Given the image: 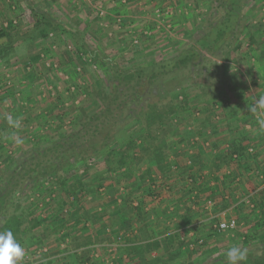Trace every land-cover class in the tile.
I'll return each instance as SVG.
<instances>
[{
    "label": "rangeland",
    "instance_id": "rangeland-1",
    "mask_svg": "<svg viewBox=\"0 0 264 264\" xmlns=\"http://www.w3.org/2000/svg\"><path fill=\"white\" fill-rule=\"evenodd\" d=\"M211 4V0H0V28L8 30L17 37L13 51L6 58H0V172L7 155H13L15 159L23 151L44 145L60 133L71 132L80 125L84 115L81 109L85 107L86 112L95 109L96 103L91 93L95 88L106 86V78L111 71L107 58L121 68H129L146 64L152 59L176 54L203 36L208 30L209 23H213L223 15L222 8L212 9ZM34 8L46 12L58 23V27L50 31L47 37L33 39L30 36L36 21L41 18V14L35 12ZM243 15L249 26L242 35V47L231 53L226 62H220L219 64L224 65L218 68L225 89H229L228 93L224 94L222 90L213 96V91L189 88L190 82L193 81L190 78L193 75H196L193 77L194 80L204 78L198 74L200 73L198 67L192 71L190 67H186L171 79V81L183 79V85L173 87L168 97L177 98L178 101L186 98L185 107L189 111H181L179 115L173 116L172 120H167V126L170 124L176 126L178 132L177 135L172 134V127H167V140L170 145H174L168 150L170 155H175L176 150L182 148L180 147L182 143L192 136L189 134L191 128L196 130L199 136H207L215 131L218 128L217 121H223L222 118L227 113L224 109L226 102L229 105L244 103L247 107L252 102L253 104L260 102L261 107L263 106L261 96H264V56L262 55L264 0H248L243 7ZM68 29L69 31L72 29L73 32H68ZM251 36L255 37L253 45H250ZM6 42L7 38L0 39V44ZM82 43L87 44L90 51L97 50L103 54L102 60H93L91 54L81 55ZM36 53H40L42 59L31 62L30 56ZM78 56L82 57V63ZM203 63L207 65L211 62L207 58ZM212 68L217 69V66L214 65ZM248 81L250 83H247ZM244 86L247 87L242 89ZM87 88L90 94H87ZM247 89L248 93H244ZM77 90L80 91L79 94H75ZM215 102L217 108L209 126L201 125V119L207 110L212 109L211 106ZM239 111V109L235 110L238 114ZM30 115L33 121L27 122L25 119ZM10 117L14 121L19 120L18 128L9 123ZM197 118H201L200 122ZM262 118L264 119V113ZM124 120L126 126L118 132V141L113 148L136 138L143 130V123L128 115ZM212 120L216 122L212 124ZM158 135L160 138L154 140L156 145L160 144L161 136L165 134ZM205 146L208 147L207 144ZM130 154L134 155L131 157L133 163L136 162L138 173L144 172L154 159L152 153L146 155L140 150L136 153L130 150ZM12 168L15 166L12 165ZM74 168L77 174L94 173V169H86L82 163H77ZM155 179L156 183L147 182L141 190L134 193L130 186L127 189L120 188L121 195H131L135 198L134 201L139 198L144 204L145 209L141 202L139 207L143 215L148 217L149 229L140 230L143 221H138L137 212L132 217L131 227L134 231L137 230L133 233L141 238H145V233L163 230L168 222L173 230L181 225V221H176L171 214L160 213L166 200L159 202L162 198V188L159 186H163L164 183L172 185L174 181L167 182L164 177ZM110 184L112 185L105 186L106 189H101L97 195L81 194L74 196L75 200L59 188L49 191L51 182L48 181L40 186L27 187L21 194L23 204L26 206L38 204L37 207L34 206V213L46 221L24 237L22 245L26 255L22 264L136 263V259L127 254H124V262H120L115 249L117 241L114 238L117 234L122 236L120 241L124 243L132 239L133 235L119 227L120 219L117 215H113V209H110V200L115 199L116 195L118 198L122 197L114 190L116 189L114 183ZM37 187L40 189L38 190ZM62 200L69 203L70 207L59 209L57 206ZM72 201L74 204L71 203ZM44 202H50L51 207L48 212L41 210L45 206ZM56 207L58 211L55 213L67 219L75 208L79 210V214L87 210L106 213L100 216L98 223L89 221L88 229L84 230L82 222L75 224L71 219L65 226L58 225L60 223L57 220H52V217L48 216ZM100 208H104L103 211H100ZM253 215L254 212L249 207H241L237 216L242 222L244 221L243 229L247 232L255 233L258 229V233L262 232L264 236V229L255 227ZM161 216L167 220H162ZM73 224L76 226L72 232L70 227ZM173 225L175 228H172ZM191 228L186 229L191 230ZM68 232L69 235L62 240L61 235ZM201 233H204L203 229H197L198 237L208 239L206 236L209 233L203 235ZM101 236L107 237V240L96 242ZM90 240L96 243L84 245ZM225 240L226 238L220 240L209 238L207 244L204 243L205 246L196 249L198 252L194 251L192 256H183L179 262L204 260L212 255L213 248L223 251L228 245V241ZM239 246L241 249L260 251L262 242L259 235H252L248 242H241ZM185 251L187 250L184 249Z\"/></svg>",
    "mask_w": 264,
    "mask_h": 264
},
{
    "label": "trees",
    "instance_id": "trees-1",
    "mask_svg": "<svg viewBox=\"0 0 264 264\" xmlns=\"http://www.w3.org/2000/svg\"><path fill=\"white\" fill-rule=\"evenodd\" d=\"M247 1L211 0L212 9L222 8L224 10L223 15L213 23H209L208 30L203 36L170 57L152 59L146 64L129 68H121L117 63L107 58L111 71L108 73L109 75L107 74L106 86L95 88L92 93L87 88V94L91 93L96 106L92 112H86L85 107L81 109L84 115L81 118L80 125L75 130L60 133L44 145H37L30 150L23 151L15 159H13V155H7L5 158L0 172V232L11 230L16 239L22 244L29 231L38 228L46 221V219L43 221V218H39L34 213V206L37 207L38 204L35 203L31 206L23 204L21 194L29 186H40L48 181L51 182L49 191L59 188L62 192L68 194V197L71 196L75 200L74 196H80L81 194L83 196L97 195L101 189H106L105 186L114 183L116 188L114 190L122 197L120 202L117 195L115 199L110 200L109 203L116 204L114 206L109 204L110 209H113V215L119 217V227L124 229L126 233L128 231L133 235L132 239L130 238L126 243L120 241L122 236L119 234L114 238L117 241L115 249L120 262H124V254H127L136 259L134 264H229L226 251L230 247L239 246L241 242H248L252 235H259L262 242L260 251L247 250L246 258L241 264H264V236L262 232L258 233V229L255 233L234 230V237L227 239L228 245L224 247L223 251H217L216 248H213L212 255L204 260L179 262L185 255L192 256V253L198 248L195 246L190 249L191 243L198 244L199 238L188 239V230L185 228L187 221L184 220L180 226L175 228V231H171L170 228L165 226L166 228L164 227L163 230L155 231V233H145V238H141L133 233L134 229L131 228L133 225L132 217L137 212L138 221H143L140 230L149 229L148 217L143 215L141 207L133 205V197L131 195H121L122 190L120 189L121 187L127 189L130 186L133 189L132 193L137 192V190L143 188L142 186L147 181L151 184L156 183L153 174L164 173L170 168L172 162L168 150L174 145H170L167 140V127H172V134L177 135L178 132L176 126L174 127L171 124L167 126V120H172V117L179 115L181 111H189L185 107V104H187L186 98L178 101L177 98L168 97L173 87L183 85V79L172 81L171 79L186 67H190L191 71L198 67L200 71L198 74L204 78L194 80L193 77L196 75H193L190 78L193 81L190 82L189 88L196 87L197 89L213 92L221 90L225 83L222 75L218 73V68L224 64L219 63L226 62L231 53L242 47L241 38L249 26L243 15V7L247 4ZM34 9L35 12L41 14V18L36 21L30 36L33 39L47 37L50 31L58 27V23L46 12H41L38 8ZM69 29L67 31L72 33L73 30L69 31ZM4 37L7 38V42L0 44V58L2 59L13 51L17 40L14 34L0 28V39ZM250 39V45H253L255 37L251 36ZM80 52L81 55L91 54L93 60L101 61L103 57V54L97 52V50L90 51L85 43L81 44ZM67 55L72 57L69 53ZM262 55L264 56V51H262ZM81 58V56H78L82 63ZM207 58L211 63L206 65L203 62ZM41 59L42 55L40 53L30 56L31 62ZM214 65L217 66V69L212 68ZM78 92L80 91L77 90L75 94H79ZM127 115L143 123V130L136 138L129 139L127 143L121 144L120 147L116 146V148L114 146L113 148V145L118 141V132L126 126L124 119ZM213 115L211 111H208V114H205L201 119V125H208ZM25 120L27 122L33 121L31 115ZM191 129L189 134L195 136L197 131ZM160 133L165 135H162L164 137L161 136L160 144L156 145L154 140L160 138V135H158ZM256 141L257 139L252 135L243 137L240 141L242 144L231 145L232 149L229 153L224 156L219 155L215 164L217 165L219 161H232L235 154L238 155V160L244 159L246 161L248 145H255ZM152 144L153 146H151ZM130 150H134L135 153L140 150V152H145L146 155L152 153L154 159H152V163L148 164L144 172H137L136 162L133 163L132 161L134 155L130 154ZM77 163L84 164L86 169H94V173L92 175L89 174L90 172L83 175L77 174L76 170L74 172ZM102 164L103 166H100ZM12 165L15 168H12ZM224 181L223 178L216 179L217 185L213 187L210 186L209 182H206L201 186V192L207 195L208 200H211L221 193L218 190H220V185ZM123 184L125 186H122ZM37 189L40 188L37 187ZM49 203L44 202L45 206L41 210L48 212L51 207ZM67 206L70 207V204L62 200L57 207L61 209ZM260 206H257L260 209L259 217L255 223L257 228L264 227V208L262 206L259 208ZM57 207L48 214L52 217V220H57L60 223L58 225L61 226H65L70 219L75 224L82 222L84 230L88 229L89 221L98 223L100 216L106 213L87 210L79 214V210L75 208L67 219L55 213L58 211ZM103 209L101 208L100 211H103ZM26 223L27 226H25ZM75 224L70 227V231L73 232ZM69 233L61 235L62 240H65ZM105 240H107V237L101 236L96 242ZM206 241L207 239L204 242L206 243ZM96 242L90 240L85 242L84 245ZM184 249L187 251L184 252Z\"/></svg>",
    "mask_w": 264,
    "mask_h": 264
},
{
    "label": "crops",
    "instance_id": "crops-1",
    "mask_svg": "<svg viewBox=\"0 0 264 264\" xmlns=\"http://www.w3.org/2000/svg\"><path fill=\"white\" fill-rule=\"evenodd\" d=\"M247 83L250 82L248 81ZM246 87L244 86L242 89ZM222 90L224 94L229 92V89H225V86L219 91ZM219 91L213 92V96L217 95ZM261 92L259 93L261 94ZM244 93H248V89ZM261 101H263L262 107L260 102L258 104H253L252 102L248 107L244 106V103L237 105L230 103L229 105L226 102L225 105L227 106L224 105V109L227 113L222 118L223 121H217L216 127L218 128L211 132L212 135L199 136L196 133L195 136H190L185 143H182L180 146L182 148L178 151L176 150L175 155L170 156V161L172 162L170 168L164 173L153 174L155 178L164 177L167 182L174 181L172 185L164 183L163 186H159L162 188V198H160L159 202L166 200L164 201L165 206L160 213L171 214V217L174 216V219L176 218V221L180 220L181 223L184 220L187 221L185 228L192 227L191 230L187 229L188 239L199 238L198 244L191 243L190 249L195 246H205L204 241L206 239L198 237L197 229H203L205 234L209 233L206 237L210 238V240L226 238L225 241H227L230 237H234V230L247 232L243 229L244 221L242 222L237 216L238 213L240 214L241 207H249L254 212L253 220L255 223L260 213V209L257 206L261 205L264 208V119L262 118L264 96H261ZM211 107V114L215 115L214 111H216L217 103L215 102ZM236 109L240 110L239 114L235 112ZM208 111H206V114H208ZM202 115L204 116V114ZM197 119L200 122L201 118ZM214 122L216 121L212 120V124ZM250 135L256 138L257 141L255 145H248L247 150L253 148V151H247L246 161L234 158L229 162L226 160L227 162L219 161L217 165L215 164L219 155L224 156L229 153L233 142L236 145L238 143L242 144L240 141H242L243 137ZM218 178L225 180L220 185V190H218L221 193L208 200L207 195L201 192V186L209 182L210 186L213 187L217 185L216 179ZM147 182L150 183L149 181ZM159 187L158 190L160 189ZM171 187L172 191H170ZM164 188L168 189L165 190ZM136 199L139 202L137 200L134 201V198L133 205L139 206L141 200L139 198ZM118 201L120 202L121 198H118ZM141 204L145 209L144 204L142 202ZM162 217V220H167V218ZM231 217H236L239 221L235 229L221 232L214 228V224L217 221ZM169 225L168 222L166 226L168 227ZM172 228H175V226L173 225ZM170 230L172 231L173 229L170 228ZM134 232H137V230ZM204 233H201V235Z\"/></svg>",
    "mask_w": 264,
    "mask_h": 264
},
{
    "label": "clouds",
    "instance_id": "clouds-1",
    "mask_svg": "<svg viewBox=\"0 0 264 264\" xmlns=\"http://www.w3.org/2000/svg\"><path fill=\"white\" fill-rule=\"evenodd\" d=\"M9 123L14 127H19V120L9 118ZM26 255L24 246L16 239L11 230L0 232V264H22ZM247 255L246 249L239 246H232L226 251L229 264H241Z\"/></svg>",
    "mask_w": 264,
    "mask_h": 264
},
{
    "label": "built area",
    "instance_id": "built-area-1",
    "mask_svg": "<svg viewBox=\"0 0 264 264\" xmlns=\"http://www.w3.org/2000/svg\"><path fill=\"white\" fill-rule=\"evenodd\" d=\"M248 151L252 152L253 148H250ZM237 157H238V155L235 154L234 158H237ZM237 226H238V220L236 217L223 219V220L217 221L214 224V228L217 229L218 231H221V232L231 230V229H235Z\"/></svg>",
    "mask_w": 264,
    "mask_h": 264
}]
</instances>
